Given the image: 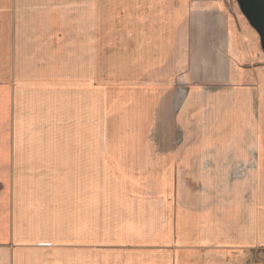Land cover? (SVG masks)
<instances>
[{
  "label": "crops",
  "instance_id": "crops-1",
  "mask_svg": "<svg viewBox=\"0 0 264 264\" xmlns=\"http://www.w3.org/2000/svg\"><path fill=\"white\" fill-rule=\"evenodd\" d=\"M100 1L0 0V264H202L215 252L224 255L222 264H259L264 254L259 33L237 0H229L232 7L227 0L180 1L187 15L184 31L193 25L191 13L216 14L223 35L209 43L203 65L215 62L220 73L206 81L204 72L187 85L181 145L141 149L137 166L126 151L100 150V143L118 141H103L99 134ZM180 2L134 3L152 16L160 36L168 32L167 56L174 61L186 56L188 46L179 42ZM89 15V22L80 17ZM232 19L239 23L232 26ZM68 41L75 47L68 48ZM252 150L255 169L233 180L231 162L250 161ZM101 166L117 184L100 186ZM100 199L113 224L106 247L115 252L112 259L99 255Z\"/></svg>",
  "mask_w": 264,
  "mask_h": 264
},
{
  "label": "rangeland",
  "instance_id": "rangeland-1",
  "mask_svg": "<svg viewBox=\"0 0 264 264\" xmlns=\"http://www.w3.org/2000/svg\"><path fill=\"white\" fill-rule=\"evenodd\" d=\"M142 1L144 0H137V2L135 0H101L100 13L96 16V20L95 16H92L93 21L95 20L98 25L99 134L104 136L103 141H107V138L110 141L118 140L114 144L112 142L100 143V150L126 151L129 160L132 159L131 161H134L137 166L139 163L136 159L141 158V149L153 151L156 147L159 150L169 151L181 145L180 136L184 134L188 120L186 112L181 110L188 97L187 85L193 80L197 81L196 78H202L204 72L207 74L208 80L206 81L213 80L211 78L213 75H219L217 63L214 62L210 66L203 64L209 59L208 54L211 50L209 43H212L216 37L221 39L223 35L220 33L216 14H206L204 18L202 15L191 13L188 19L193 25L189 30L184 31L183 25L187 23V15L183 13L184 5L182 7L180 2L182 0H179L178 34L180 36L183 33L179 42L183 41L182 45L188 46L186 56L183 55L185 57L181 55L175 61L170 60L167 53L171 46L165 42H170L171 38H167L169 34L164 30L160 31L162 33L160 36L159 30H155V21L150 20L152 16H145L139 7L135 9L134 3L139 6V2ZM227 1L230 5L228 7H232V3ZM129 2L133 3V8L130 10ZM147 2L151 4L152 0H147ZM130 11L133 12L130 13ZM80 17L84 22H89L91 18L90 15L87 18L86 16ZM55 18L56 16L52 17V23L55 22ZM233 20L232 26L239 23ZM71 28L73 27L68 28L70 30L67 34L71 35ZM73 30L76 32V29ZM244 44L247 48L246 42ZM67 45L71 49L76 44L75 41H68ZM261 62L260 59V68L262 65L264 67V61ZM204 66L207 68L204 69ZM261 70L264 72V68ZM170 72H173V75ZM157 90L162 92V95L160 93L157 97L155 95ZM212 107L208 105L207 109ZM145 135L148 136V142L142 141ZM256 164V152L252 150L250 161L237 162L234 160L231 162V178H234L233 180L246 178L255 169ZM102 170L101 166L100 186L107 182L117 184L118 180H115V176L110 177L107 172L101 173ZM99 214V255L100 258L112 259L115 252L109 251L106 247L109 243L107 230L111 231L113 224L107 222L106 206L101 199L99 200ZM130 234L132 235L131 231ZM130 234L127 232V235ZM70 237L75 236L71 234ZM223 256L219 252L207 254L208 258L202 264L205 262V264H222L219 260ZM259 262V264L264 263L262 253L259 256Z\"/></svg>",
  "mask_w": 264,
  "mask_h": 264
},
{
  "label": "water",
  "instance_id": "water-1",
  "mask_svg": "<svg viewBox=\"0 0 264 264\" xmlns=\"http://www.w3.org/2000/svg\"><path fill=\"white\" fill-rule=\"evenodd\" d=\"M243 14L261 37L264 50V0H237Z\"/></svg>",
  "mask_w": 264,
  "mask_h": 264
}]
</instances>
